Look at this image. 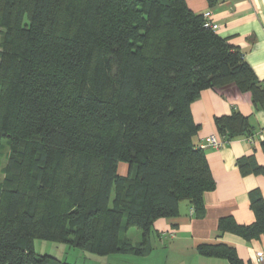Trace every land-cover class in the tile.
<instances>
[{
	"label": "trees",
	"instance_id": "obj_1",
	"mask_svg": "<svg viewBox=\"0 0 264 264\" xmlns=\"http://www.w3.org/2000/svg\"><path fill=\"white\" fill-rule=\"evenodd\" d=\"M231 83L264 109V84L243 52L186 0H0V154L4 139L11 147L0 264H71L37 255L35 239L142 256L154 222L183 201L202 217L216 181L191 104ZM215 125L225 144L255 131L238 109ZM237 165L264 174L253 155ZM249 198L255 221L223 216L219 230L264 236V197L254 189ZM131 227L142 230L139 244L121 237ZM197 250L245 264L223 242Z\"/></svg>",
	"mask_w": 264,
	"mask_h": 264
},
{
	"label": "crops",
	"instance_id": "obj_2",
	"mask_svg": "<svg viewBox=\"0 0 264 264\" xmlns=\"http://www.w3.org/2000/svg\"><path fill=\"white\" fill-rule=\"evenodd\" d=\"M186 2L195 13L211 12L210 21L219 25L215 31L243 52L264 84V0ZM233 109L247 115L255 131L251 140L239 138L218 149H205L216 187L204 194V215L197 216L192 212L191 204L183 201L177 216L154 222L149 236L152 250L148 254H109L104 257V264H231L226 258L204 256L197 250L202 243L220 242L235 247L245 264H264V259L260 260V255L264 256V236L246 241L218 228L219 219L228 215L240 224L255 221L249 193L259 189L264 197V174L243 175L237 161L253 155L260 165H264V109L256 107L251 94L241 91L235 83L204 89L191 104L193 117L201 126L195 142L201 146L212 134L223 139L217 131L215 117L229 115ZM139 243L138 240L134 244Z\"/></svg>",
	"mask_w": 264,
	"mask_h": 264
},
{
	"label": "rangeland",
	"instance_id": "obj_3",
	"mask_svg": "<svg viewBox=\"0 0 264 264\" xmlns=\"http://www.w3.org/2000/svg\"><path fill=\"white\" fill-rule=\"evenodd\" d=\"M11 151L10 144L7 139L3 140V147L0 154V188L6 182V174L8 172V157ZM118 170L120 174H127L129 165L126 162L119 163ZM114 196V193H113ZM128 236L133 243L142 241V230L137 227H131L127 231H122L121 237ZM34 250L37 255L50 254L62 261L71 264H104V257L101 255L88 253L79 248L71 247L66 243L55 242L50 240L35 239Z\"/></svg>",
	"mask_w": 264,
	"mask_h": 264
},
{
	"label": "built area",
	"instance_id": "obj_4",
	"mask_svg": "<svg viewBox=\"0 0 264 264\" xmlns=\"http://www.w3.org/2000/svg\"><path fill=\"white\" fill-rule=\"evenodd\" d=\"M204 18H205V25L208 27H211L212 29L216 30L217 28H219V25L216 23H212L210 21L211 18V12L210 11H206L204 13ZM249 140L252 139V136L248 137ZM225 145V142L223 139H219L216 137L215 134H212L210 136H208L205 139V142L202 143L201 147L203 148H208V147H212V148H221ZM192 212H194V208H192ZM264 256L260 255V260H263Z\"/></svg>",
	"mask_w": 264,
	"mask_h": 264
}]
</instances>
